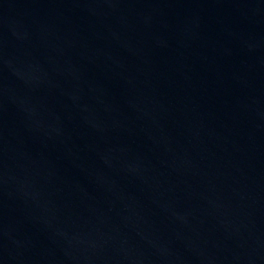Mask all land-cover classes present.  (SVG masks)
I'll use <instances>...</instances> for the list:
<instances>
[{
  "label": "water",
  "instance_id": "95a60500",
  "mask_svg": "<svg viewBox=\"0 0 264 264\" xmlns=\"http://www.w3.org/2000/svg\"><path fill=\"white\" fill-rule=\"evenodd\" d=\"M0 264H264V0H0Z\"/></svg>",
  "mask_w": 264,
  "mask_h": 264
}]
</instances>
